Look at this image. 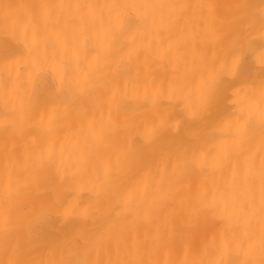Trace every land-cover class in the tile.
Instances as JSON below:
<instances>
[{
  "label": "snow or ice",
  "instance_id": "6c2138e0",
  "mask_svg": "<svg viewBox=\"0 0 264 264\" xmlns=\"http://www.w3.org/2000/svg\"><path fill=\"white\" fill-rule=\"evenodd\" d=\"M0 249L264 264V0L6 4Z\"/></svg>",
  "mask_w": 264,
  "mask_h": 264
},
{
  "label": "clouds",
  "instance_id": "9594fccd",
  "mask_svg": "<svg viewBox=\"0 0 264 264\" xmlns=\"http://www.w3.org/2000/svg\"><path fill=\"white\" fill-rule=\"evenodd\" d=\"M243 2L250 5H256L260 2V0H243ZM8 3H12L11 0H0V12L3 11V7ZM2 259H3V253H2V249H0V264H2Z\"/></svg>",
  "mask_w": 264,
  "mask_h": 264
},
{
  "label": "bare ground",
  "instance_id": "6f19581e",
  "mask_svg": "<svg viewBox=\"0 0 264 264\" xmlns=\"http://www.w3.org/2000/svg\"><path fill=\"white\" fill-rule=\"evenodd\" d=\"M12 3H18L21 2V0H11Z\"/></svg>",
  "mask_w": 264,
  "mask_h": 264
}]
</instances>
